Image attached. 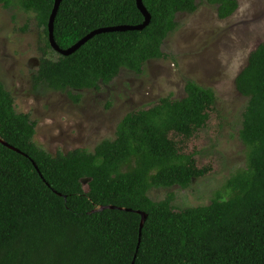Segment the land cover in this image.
<instances>
[{"label":"trees","instance_id":"trees-1","mask_svg":"<svg viewBox=\"0 0 264 264\" xmlns=\"http://www.w3.org/2000/svg\"><path fill=\"white\" fill-rule=\"evenodd\" d=\"M54 2L0 0L32 14L42 29L34 85L67 92L75 103L78 92L109 85L122 70L139 75L147 62L166 58L177 16L198 9L196 0H142L150 15L144 30L96 35L64 57L49 42ZM206 3L220 19L238 9L237 0ZM144 20L136 0H62L53 37L66 50L95 30ZM235 87L247 100L239 131L245 166L208 205L177 209L171 195L154 201L148 192L186 189L210 172L175 138L188 141L207 125L212 90L187 81L184 98L125 115L115 138L93 152L51 155L35 143L36 123L16 112L0 82V264H264V43L249 54ZM138 212L146 216L142 229Z\"/></svg>","mask_w":264,"mask_h":264},{"label":"rangeland","instance_id":"rangeland-1","mask_svg":"<svg viewBox=\"0 0 264 264\" xmlns=\"http://www.w3.org/2000/svg\"><path fill=\"white\" fill-rule=\"evenodd\" d=\"M237 2L236 12L220 19L216 6L196 0V12L177 16L178 26L163 46L166 58L147 62L139 75L122 70L109 85L78 92V103L67 92L34 85L42 29L18 5L7 9L0 4V82L13 96L16 112L36 123L35 143L51 155L76 149L93 152L102 141L115 138L125 115L162 98H184L187 81L212 90L216 101L207 125L188 141L175 138L198 168L210 172L186 189L148 192L154 201L171 195L177 209L208 205L230 175L245 166L239 131L247 100L237 92L235 78L249 54L264 43V0ZM49 57L57 59L58 54Z\"/></svg>","mask_w":264,"mask_h":264},{"label":"water","instance_id":"water-1","mask_svg":"<svg viewBox=\"0 0 264 264\" xmlns=\"http://www.w3.org/2000/svg\"><path fill=\"white\" fill-rule=\"evenodd\" d=\"M61 2H62V0H55V2H54V7L52 9V12H51V15L49 18V23H48V35H49V42H50L51 48L55 52H57L58 54H60L61 56H64V57L70 56L73 53H75L80 47H82L85 43H87L90 39H92L96 35L103 34V33H112V32L142 31L150 23V15L147 12V10L145 9V7L143 6L142 0H136L137 8L142 13V15L144 16V19H145L143 24L138 25V26H118V27L98 29V30L91 32L87 36H85L82 40H80L78 43H76L72 47H70L66 50H62L57 46V44L55 43L54 37H53L54 21H55V18H56V15H57V12L59 10V6H60ZM2 144L5 147L9 148L10 150H13L17 153H20L19 150L15 149L14 147L8 145L7 143H5L3 141H2ZM33 165L36 168V170L38 171L36 165L34 163H33ZM138 213H140V212H138ZM140 214L142 216L140 229H142L143 224L146 220V216L143 213H140Z\"/></svg>","mask_w":264,"mask_h":264}]
</instances>
